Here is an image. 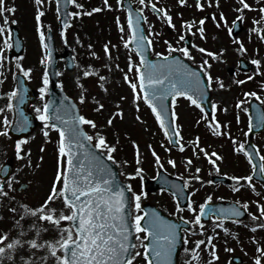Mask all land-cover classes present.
I'll list each match as a JSON object with an SVG mask.
<instances>
[{
	"label": "snow or ice",
	"instance_id": "obj_1",
	"mask_svg": "<svg viewBox=\"0 0 264 264\" xmlns=\"http://www.w3.org/2000/svg\"><path fill=\"white\" fill-rule=\"evenodd\" d=\"M55 2L57 5L56 11L60 12L59 5L61 0H55ZM65 2L77 5V0H65ZM103 2L108 9L114 7L109 0H103ZM139 2L144 7L134 10L132 2L126 4L125 0H116V7L127 11V25L131 33L127 36V39H124L123 36L121 39H123L126 48L134 47V51L139 53V64H135L132 61L131 55L128 57L130 70L132 68L136 69V72L133 73V76L136 77L135 82L132 78H129L127 72L123 75V80L132 89L134 106L139 112L141 100L148 104L171 144H174L181 152L191 145L195 156H199L202 151L208 162L219 173L220 163L218 161L222 162L224 157L217 152L209 153L206 148H201L199 136H196L194 141H189L187 144L182 142V126L177 123L178 114L175 111L176 97H187L193 105H197L201 109L204 108L203 100L214 79L211 72L208 71L211 64L207 58L201 61L200 69L207 73L206 76L202 75L201 71L193 69L190 64L185 63L181 56L173 55V52H180L183 56L194 60L195 56L190 48L187 45L182 48H176L171 41L166 42L169 49L167 53H157V56L162 58L161 60H149L147 52L152 44L153 37L157 34L155 32H152L151 35L147 34L145 24L141 23L142 21H148V17L144 14L145 8L150 6L156 16L162 21L173 29L176 26L173 23V16L168 7H160L154 0H139ZM35 3L41 5L44 0H35ZM178 3L179 5H185L187 0H178ZM237 3L239 7L235 10L239 15L232 21L231 26H229V21L223 11L219 13V19H217L215 12L211 15L217 27H228L232 42L239 44L237 51L243 54L247 51V48L243 39L233 35V29L238 27L237 21L245 18V10H258L259 19L254 18L256 27L250 31L256 33L260 40H264V24H262L264 22V3L261 0H255L258 8H254V5L249 3V0H237ZM213 4L219 8L220 0H196L195 6L203 10ZM78 7L84 9L85 5L78 4ZM101 10L100 8H92L86 14L91 15L93 12ZM15 11L14 5L9 9L5 6V0H0V14H3L4 18V23H0V34H4V49L12 47L8 43V33L11 32V28L7 26V21L9 19L8 14ZM82 14L84 13H71L72 16ZM43 15L44 12L38 10L36 19L39 21ZM207 19L208 17L205 16L199 20L193 18L192 20L184 21L186 32H192L195 27L200 37L207 40L204 27ZM116 20L120 32L124 33L125 26L120 23V17H116ZM70 23V20L65 22V29ZM152 27L153 25L150 22L147 23L148 29H152ZM192 34L195 35L196 33ZM39 37L43 43L46 56V60L42 59L41 63H51L52 56L50 51H48L49 45L45 42L46 36L43 25H40ZM179 39L181 41L185 40V35H180ZM65 42L67 41L65 40ZM91 47L92 45H89V48ZM196 48L199 52L206 54V56L214 57L217 60L222 59L220 53L210 51L200 45H196ZM4 49H0V69L4 68L7 61ZM104 49L108 58L111 59L112 52L109 44L106 43ZM226 51L227 49H221V52ZM91 55L95 56L97 54L92 52ZM7 62L11 63L10 61ZM252 63L257 66V72H259L264 60L254 59ZM16 65L18 71H23L24 75L31 79L30 74L33 71L31 68L25 69L19 58L16 60ZM116 67L118 68L119 65H116ZM254 75L255 73L246 79L252 80ZM82 76H96L100 81L99 87L105 93L109 92V88L106 86L107 77L100 75L98 69L89 65L82 72ZM6 79L7 77L3 71H0V85ZM76 79L80 81L81 76H77ZM216 79L220 88L226 87L222 79ZM205 80L207 84H205ZM236 83L243 85L245 80H238ZM49 85L50 78L46 70L43 74V84L40 88V96L42 98L46 97L50 92ZM61 87H63L62 82ZM262 87H264V82H262ZM79 88V101L84 103L88 99L86 95L87 88L83 83H79ZM20 92L19 86L7 92H0V96L10 98L4 107H0V114H3V129L0 130V136H7L12 127L13 120H10L9 115L6 114L8 111L15 113L17 105L12 103V100L19 96L20 103L24 102L25 96L21 95ZM24 92H27L26 88ZM244 95L246 97L260 98L259 94L254 91L246 92ZM169 97L173 98L171 111H169ZM65 99L71 100L70 97ZM92 99L96 101V111L99 112L105 108L104 103L96 100L95 97ZM123 99L126 98L121 97V100ZM244 103V100H240L236 107L240 108ZM213 109H215V105ZM35 111L39 119L45 123L43 132L45 137H49L51 129H55L59 133L58 167L49 195L43 204L36 207H30L27 204L22 205V214L18 213L16 208H11V212L15 213L16 216L13 217L14 223L11 229L0 231V264H134L139 257L144 258V264H179L178 246L183 252L189 254L190 259L187 264H194L195 261L200 260L201 246H204L210 256V260L206 261L205 264H212V261L219 260L218 245L214 243L215 238L219 236V232L216 231L217 228L225 233H230L239 240V233L232 232L226 226V222L232 221L236 225L250 227L241 219L247 212L254 222L250 230L253 233L257 230L264 231V202H261L264 200V192L257 190V185L253 182L254 175L258 172L259 182L264 184V155H259V164H257L254 160L253 152L247 149L243 143H238L234 150L237 153L243 152L246 155L247 160L251 162L252 174L248 176H232L231 179L233 181L245 182L233 190L239 192L246 184L257 197H260V199L255 201L259 215L248 211L250 203L248 201L243 203L237 201L227 208H209L208 202L212 201V196L209 195L205 202L199 205L198 209L193 206L194 202L187 205L188 210L194 213V218L187 219L186 223L189 227H182L178 223L165 219L156 210H152L151 214L142 212L141 198L148 195L146 191L135 193L133 202L129 203L125 187L117 183V175L113 171L112 165L108 163V161L119 163L114 155L119 141L117 140V144H112L109 143L107 136L103 132H97L94 136L85 132L81 127L82 124L90 125L93 129H96L98 125L95 120L79 114V109L75 102L65 103L64 100H61L57 103L55 100H45L43 106L36 107ZM224 111H228L227 107L224 108ZM243 111L247 112L248 109L244 108ZM124 115V109L117 102L116 110L110 114L104 127L113 125L117 117L123 118ZM136 119L140 120L142 117L137 115ZM259 119L261 127H264V110L260 111ZM201 120L209 126L213 134L231 137V132H225L219 120L209 119L207 112L201 116ZM15 123V130L23 132L30 121L23 115L21 110L20 118ZM251 131L250 121L248 132ZM233 140L234 143H237L235 138ZM92 141H95V143H90ZM26 142V139H21L15 145L16 156L20 159H23L25 155H30V149L25 153L22 148ZM132 143L135 148V162L138 168L135 172L127 175L129 177L142 176L144 168L139 167L142 164L140 145L135 140ZM149 147L156 164L163 168L164 163L161 156L156 152L155 148H152L151 145ZM96 149H103V154H98ZM43 150L41 148V151ZM166 151L170 153L172 147L166 146ZM257 154H259L258 148ZM40 159L43 160V157H40ZM185 160L189 167L194 164L191 156L186 157ZM29 163H31L30 160ZM124 163L131 162L124 161ZM167 163L173 167L177 166L176 159H168ZM195 171L199 173L202 169L197 167ZM224 175L227 174L225 173ZM14 178L11 177L5 184L4 176L0 175V203H3L5 198L9 196L8 190L12 189L11 181ZM202 180L203 177L200 175L188 177V181ZM188 181L184 185L176 184L174 187L178 191L182 190L187 186ZM206 183L210 184L213 181L209 180ZM127 187L131 189V184H128ZM57 201H59V207L54 206ZM176 205L177 215H179L183 209L180 207L178 199L176 200ZM130 208L132 209L131 211H129ZM17 217L19 218L17 219ZM204 217H208L213 221L215 225L212 228L213 235H207L205 239L196 240L193 247H187L189 243L188 233L195 235L194 229L197 227L200 234L206 233L205 221L202 219ZM25 218L34 219H31V223L26 225L23 222ZM0 219H3V217L0 216ZM145 220L147 222L142 223ZM13 231H15V235L12 234ZM29 233L32 235L29 236ZM181 233H184L183 239H181ZM42 234H50V238L44 239ZM250 239L256 244V252L258 253V255L253 256L254 264H264V246L260 245L255 235L251 236ZM227 250L234 251V249ZM229 264H232V262L230 261Z\"/></svg>",
	"mask_w": 264,
	"mask_h": 264
},
{
	"label": "rangeland",
	"instance_id": "obj_2",
	"mask_svg": "<svg viewBox=\"0 0 264 264\" xmlns=\"http://www.w3.org/2000/svg\"><path fill=\"white\" fill-rule=\"evenodd\" d=\"M137 1V4L142 7L139 0ZM165 1L171 11V15L173 16V22H175L176 26L175 30L172 29V33L166 29L164 30V27L168 26V24L145 8L144 14L148 17L147 23L150 22L153 25L152 29H150L151 32H155L156 34L159 32H165L167 35L171 36V39H173V36L177 33H186L189 36H192L196 45H200L210 51L220 53L222 57V59L217 60L214 57L206 56V54L199 52L196 45H194L192 53L195 56V59L190 60L188 57L187 58L197 66H200L203 59L207 58L209 60L211 67L208 71H210L214 77L212 85L209 87L211 91V100L213 102V106L215 105V111H219L215 120H219L221 122L225 132H231V137L228 135L221 136L213 134V131L210 130L209 126L201 120L202 113L199 107L193 105L188 99L180 97L177 99L175 104V111L178 114L177 123L182 126L181 133L184 134L182 142L187 144L189 141H194L196 136H199L201 148H206L209 153L214 151L223 156L224 160L222 162L218 161V163H220L219 173H217L214 167L208 162V159L203 155L202 151L199 156H195L194 149L191 145H189L183 153H179L177 151H171L170 153L167 152L166 146H170V144L163 134L158 122L151 114L150 109L142 100L140 101L141 106L139 112H137V109L134 106L132 89L123 80V75L127 72L129 78H132L135 82L136 79L135 76H133L135 68L130 70L128 57L131 55L132 61H134L135 64H137V60L130 51V47L126 48L123 39H121L122 36L126 39V36L129 34L126 26L125 10L116 7V0H109V2L114 5L112 9L105 7L103 0H77V5L74 7L75 12H84V9H80L78 7V4L81 2H84L86 9H88V11L82 14L81 19L83 20V23H86V19L84 17H88L91 20L86 28L90 31L93 30L92 38L88 35L80 38L78 32L81 29L79 27V21L82 22V20L80 19V15H77L74 16V18H71V23L67 27V30L61 39L57 32V27L54 28L52 26L54 21H52L51 17L53 18V16H56L54 0H44V3L41 5H37L35 0H5V6L10 9L14 5L16 8L14 13L8 14L10 19L7 21V26L11 28L12 25L16 24L24 37L26 47L23 56L19 57L20 63L25 69L31 68L33 70L30 74V82L34 86V89L38 92L43 84L44 74V63H41V60L46 57L43 43L39 37L40 25H43L45 34L48 27L53 28L57 36L59 50L63 49V43H66L72 48L76 59V69L74 73L66 71L64 69L65 61L60 60L58 62L60 84L62 82V88L66 94L77 101L81 114L96 121L98 125L96 129H93L90 125L85 124L89 135L94 136L97 132H103L107 136L109 143L117 144V140L119 141L117 144V151L120 153V157L116 158V161L119 163H113H115L118 167L121 178L125 181V183L127 185L131 184V191L134 195L135 193L145 190L138 188L134 189L132 186L133 181H136L138 184V177L143 178L152 175L154 177L158 170L164 169L173 175L181 177L185 181H188V177L190 176L200 175L203 177L202 181H188V190L191 194V200L192 193L196 189H200L202 194L198 195L201 197L203 196V201L211 195L212 202L240 201L243 203L241 196L237 193H233V189L238 188L240 184L245 182L233 181L231 177L234 175L248 176L252 174V166L251 162L249 163V161L241 154L242 152L237 153L234 149L238 146V143H243L245 145L249 141H252L259 149L261 155H264V130L261 133L256 134L254 138L250 140V133L248 134L249 115L248 111H243L244 108H249L250 102L253 99L260 101L264 105V87H262V82H264V64L260 66L259 72H257V66L254 64L252 70L244 72L239 67V59L244 57L251 61L254 59L264 60V44L256 33L251 31L249 32V29H245L243 31L244 33L241 32L237 35L243 39L244 45L247 48V51L241 54V52L237 51L239 44L232 42V38L227 32V29L224 30V27H221L220 31V27H217L216 30V28H214L211 24L207 23L205 26H207L209 30L213 28L216 34L215 36L210 37L205 33L207 40L200 37L198 32H196L195 27L192 29V32H186L182 19H186L187 17L184 14L181 15L179 13L181 9L188 10L189 8H192V19L195 18L196 20L205 16L206 10L209 11L210 19L212 20L211 14L219 9L217 11V19L220 18L219 12L223 11L227 16L229 25H231V19L235 15H239V13L235 10L239 7L237 0H220V6L223 5L221 8H217L213 4L210 7H206L204 12L194 6V0H188V4L185 8L179 6L178 0ZM263 1L264 0H261V2ZM249 3H252L254 8H258L254 0H249ZM158 5L160 6V4ZM92 8H100L102 10L93 12V17L91 18L90 15L86 13L91 11ZM38 10H42L44 12V15L39 21L36 19ZM110 15L113 16L110 17ZM115 16L120 17V23L124 24V33L120 32ZM254 18L259 19L258 10H245L244 24H248V26H251L252 28L255 26L253 21ZM0 23H4L3 14H0ZM262 24H264V22H262ZM192 33L196 34L193 35ZM10 34L11 32L9 33V36ZM3 40L4 34H0L1 49H4ZM65 40L67 42H65ZM106 43L109 44L111 48V59L108 58L104 49V45ZM9 44H11L10 41ZM89 45H92V47L89 48ZM8 49L9 48L4 49L5 56L7 57V61H10L11 63L9 64L6 61L4 68L0 69V71H3L4 75L7 77L4 83L0 85L1 92H7L13 89L14 73L18 71L16 65L17 59L8 58ZM221 49H227V51L221 52ZM92 52H95L97 55L92 56ZM89 65L98 69L100 75L107 77L106 86L109 88V92L105 93L102 88L99 87L100 81L96 76L85 77L86 79L82 76V72ZM116 65H119V67L117 68ZM231 70H233L232 74H230ZM253 73H255L253 79L247 80L246 78L248 76H252ZM77 76H81L80 81H77ZM216 78L222 79L226 87L220 88ZM238 80H245V83L243 85L238 84L236 83ZM79 83H83L87 88L86 95L88 99L84 103L79 101ZM253 91L259 94V99L257 97H246L244 95L246 92ZM93 97L104 103L105 108L99 112L96 111L95 109L97 104L96 101L92 99ZM121 97H125L126 99L121 100ZM9 99L10 98L5 97L2 107L9 102ZM1 100L2 99H0V104L2 105ZM240 100H244L245 103L241 105L240 108H237L236 105ZM44 102V98H42L39 94L37 102L31 107V111L41 123L43 121L39 119L35 109L38 106L40 107V105L42 107ZM117 102H119V106L124 109V117H117L114 120L113 125L104 127L110 114L116 110ZM225 107L228 109L227 112L224 111ZM6 114L9 115V119L11 120L12 111H8ZM137 115L142 117V119L137 120ZM2 121L3 114H0V130L3 129ZM198 121L199 123H197ZM41 123L30 136L25 138L27 142L22 146L23 151L27 153L30 149L31 152L30 155H25L23 159L18 158L14 153L16 142L8 136H0V166L2 163L7 161H11L13 163V172L11 177L15 178L11 181L12 189L9 190V197H14V201L11 200V203L17 207L25 204L30 207L41 205L47 197V192L49 187L52 186L57 171L59 159V138L53 129L50 130L49 137H45L43 134L45 125ZM233 138H235L237 143H234ZM133 140L138 142L140 145L142 164L139 167L144 168L143 175L138 177H129L127 175L128 173L135 172L138 168V165L135 162V148L132 143ZM92 142L93 144L95 143V141ZM150 145L152 148H155L156 152L161 156L165 167L160 168L156 164L155 158L153 157L149 147ZM120 147L122 149H119ZM41 148L44 150L41 151ZM99 150L104 152L103 149ZM189 156H191L194 160V164L191 167L187 165L185 160V158ZM40 157H43V160H41ZM168 159H176L177 166L173 167L168 164ZM29 160L31 163H29ZM132 160L134 161V166L131 165L133 162ZM124 161H130L131 163H124ZM197 167L201 168L202 171L197 173L195 171ZM225 173L227 175H224ZM214 175H222L229 178V183L220 185L219 188L211 186V189L205 194L203 187L206 185V181ZM10 178L5 181V184H7ZM23 182L29 185L25 193L18 191L19 185ZM253 182L256 183L257 190L264 192V184L255 180H253ZM228 189L231 191V194H228ZM242 189L245 190L247 201L250 202L248 211L259 215L255 201L260 199V197H257L246 184ZM246 192H248V194ZM147 193V196H143L141 198L142 205L144 202L149 201L164 210L167 214L174 217L178 216L177 205L168 193H166V191ZM201 197H199V199ZM261 202H264V200ZM197 203L198 202H195L193 206L196 207ZM54 206L59 207V201H57V204ZM7 210L8 209L1 208L0 206V216L3 217V219H0V231H8L13 226V218L10 217L5 219V217H7ZM179 215L186 219H188V217L194 218V213L189 211L188 208L180 212ZM244 223L250 227L254 224L250 215L244 220ZM226 226L229 227L232 232L239 233V238L243 237L240 238L242 242L236 240V238L230 233H225L223 230L217 228L216 231L219 232V236L215 238L214 243L218 245L219 260L212 261V264H229L230 258L233 255L242 256L245 262L244 264H254L253 256L258 255V253H256L253 245L248 243V239L255 235L256 239L260 242V245L264 246V231L257 230L255 233H249L243 231L241 225H231L226 223ZM213 227H215V225L213 221L210 220L205 222V228L207 229L206 233L200 234L198 227L194 229L196 233L195 235L188 233L189 243L187 244V247L191 248L194 246V241L205 239L207 235H213ZM12 234L15 235V231H13ZM31 235L32 234L29 233V236ZM227 236L228 239L226 240ZM190 237H192L191 240ZM42 238L48 239L50 238V234H45V236L42 234ZM227 249H234V251H229ZM200 256L204 260L200 259V264H205L206 261L210 260L209 253L206 249H202ZM189 257V254L182 251L179 257V264H186ZM143 261L144 258L139 257L134 264H143Z\"/></svg>",
	"mask_w": 264,
	"mask_h": 264
},
{
	"label": "water",
	"instance_id": "obj_3",
	"mask_svg": "<svg viewBox=\"0 0 264 264\" xmlns=\"http://www.w3.org/2000/svg\"><path fill=\"white\" fill-rule=\"evenodd\" d=\"M59 7L61 9V11L58 12L59 13L60 31L63 32L65 29V27H64L65 22L70 20V11H69L70 3H66L65 0H61ZM14 41H15L14 42V49L11 50L10 56H14V55L19 56L23 52L24 45H23L22 37H20V35L17 33V31H15ZM47 44L49 45L48 51H50L51 56H52V61H51V63H47V69H46L49 73V78H50V85H49V88H50L49 96L50 97L48 100H55L57 103H59L61 100H64L65 103H72L73 102L72 100L65 99L67 96L65 95L64 91L59 87V83H58L59 73H58L57 66H56L57 61L60 57L65 58L68 61L67 65L65 67L66 70L73 72L74 60H73L71 51L68 47H65L64 52H62L61 54L57 53L55 39L53 37L51 30L48 31ZM17 86H19V88L21 90L20 94L24 95L25 99H24L23 103H20L19 96H18L13 101V103L17 105V108H16L15 113H14V121H13L11 129L9 130V135L14 137L15 139H20L22 137L29 135L32 132V130L35 128L37 122L35 121L33 114L29 112V105L35 99V94H34L32 88L28 86L26 79L22 76H18ZM25 88L27 89L26 93L24 92ZM171 99H172V97H169L168 102ZM203 104H205V105L209 104L208 103V94H206V97L203 100ZM21 110L23 112V115L28 118V121H30V123L27 125L25 131L17 132L15 130V128H16L15 121L20 118ZM261 110H264V109L259 103L252 102L251 107H250L251 126H252L251 137H253V135L255 133L260 132L264 129V127H261L260 119H259V113ZM169 111H170V107H169ZM81 127L83 128V125H81ZM83 130H84V128H83ZM246 148L253 152L254 160L257 164H259V154H257L256 147L250 142L247 144ZM96 152L98 154L102 155V153L98 149H96ZM108 163H110L112 165L113 171L117 175V183L120 186L125 187L126 194L129 197V203L131 204L132 203V196H131L130 191H129L128 187L126 186V184L121 181L117 167L111 161H108ZM3 170H6V171H3ZM11 173H12V166L10 164L4 165L2 168L1 175H3L4 178H8L11 175ZM254 178L259 180V173L258 172L254 175ZM213 181L214 182H227V179H225L223 177H214ZM144 183L146 185V188L149 190H158V189H163V188L169 190L178 198V200L180 201L181 207H185L189 202V194L187 192L186 187H184L182 190H179V191L174 187V185H176V184L184 185V182L182 180L176 178V177L169 175L166 172L159 173L158 178L154 182H149V180L145 179ZM26 189H27V184H25V183H23L19 188V190L23 191V192L26 191ZM232 204H234V203L233 202L209 203V208H214V209H219L222 207L227 208ZM131 210L132 209L130 208L129 211H131ZM152 210H156L165 219L172 221V222H175V223H178L182 227H189V225H187L185 220L179 219V222H177L175 219L166 216L160 209H158L157 207H155L149 203L145 204L143 207L144 212H148L151 214ZM246 216H247V212H246L245 216L242 217L241 219H244ZM202 219L208 220L209 218L204 217ZM146 222H147V220L142 221V223H146ZM181 239H183V233H181ZM180 250L181 249H179V246H178V251L180 252ZM232 260H233L234 264H242L243 263V259L241 257H233Z\"/></svg>",
	"mask_w": 264,
	"mask_h": 264
},
{
	"label": "flooded vegetation",
	"instance_id": "obj_4",
	"mask_svg": "<svg viewBox=\"0 0 264 264\" xmlns=\"http://www.w3.org/2000/svg\"><path fill=\"white\" fill-rule=\"evenodd\" d=\"M166 42H167L166 39L158 38V37L154 38V37H153L152 44H153V46H154V43H160L162 46L168 47V45H167Z\"/></svg>",
	"mask_w": 264,
	"mask_h": 264
},
{
	"label": "trees",
	"instance_id": "obj_5",
	"mask_svg": "<svg viewBox=\"0 0 264 264\" xmlns=\"http://www.w3.org/2000/svg\"><path fill=\"white\" fill-rule=\"evenodd\" d=\"M133 187H134V185H133ZM136 188V187H135ZM19 211V208H18V210H17V212ZM22 212L23 211H19L18 213H21L22 214ZM13 215H15L16 216V214L14 213ZM19 217H17V219H18ZM28 218H25V220H24V223H25V221L27 220Z\"/></svg>",
	"mask_w": 264,
	"mask_h": 264
}]
</instances>
